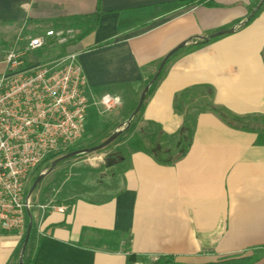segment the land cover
Segmentation results:
<instances>
[{"label": "crops", "instance_id": "obj_1", "mask_svg": "<svg viewBox=\"0 0 264 264\" xmlns=\"http://www.w3.org/2000/svg\"><path fill=\"white\" fill-rule=\"evenodd\" d=\"M250 8V0H0V38L18 40L45 14L93 24L98 15L75 49L91 95L88 120L102 95L120 97L128 113L169 52L237 25ZM195 86L212 87L214 105L250 128L264 119V8L233 34L171 59L136 118L135 140L177 135L186 115L175 112V98ZM189 116L192 144L179 161L159 163L132 148L110 168V182L95 177L109 169L76 163L84 167L69 172L81 180L69 185L66 202L39 191L24 264H128L129 253L211 264L254 250L263 251L257 264H264V146L257 131L208 110ZM22 247L18 237L0 236V264H19Z\"/></svg>", "mask_w": 264, "mask_h": 264}, {"label": "built area", "instance_id": "obj_2", "mask_svg": "<svg viewBox=\"0 0 264 264\" xmlns=\"http://www.w3.org/2000/svg\"><path fill=\"white\" fill-rule=\"evenodd\" d=\"M72 30L51 29L19 41L23 46L0 62V236L25 238L34 203L27 189L51 158L74 151L82 140L89 108L88 82L76 52L30 61L29 53L73 41ZM107 97V99H106ZM102 95L96 106L122 105Z\"/></svg>", "mask_w": 264, "mask_h": 264}, {"label": "rangeland", "instance_id": "obj_3", "mask_svg": "<svg viewBox=\"0 0 264 264\" xmlns=\"http://www.w3.org/2000/svg\"><path fill=\"white\" fill-rule=\"evenodd\" d=\"M62 15L63 17L60 16L61 18H66L68 16L67 14ZM45 17L53 18V16L49 14H45ZM48 18L42 19L38 27L32 28L30 32H28L27 36H20L18 40L5 41V39L0 38V61H3L5 59L8 52L23 46V44H21V42L19 41H28L30 37L41 35L51 29L72 30L74 32V38L71 40L73 41V43H71L69 47L65 49L64 47H59L55 49H46L31 52L29 53L30 61H44L53 54L75 52L78 44L77 40L94 26L93 21L78 23L72 19H65L63 20V22H59L57 20H48ZM3 33L4 31L0 29V36H3ZM136 107L137 106L134 105V109L132 108L130 111H128V113L126 109H124L125 107L122 105L110 111H104L100 109L99 113H97V120L88 119L86 122L85 134L83 135L82 140L74 148L75 151L92 149L107 141L115 132L123 131V133L105 149L89 154H83L63 161L59 163L52 172H48L52 163L54 162L51 161L50 165L47 168L45 167L44 173H48L43 177V179L33 192L31 197L32 200H35L37 193L42 190L44 191L45 197L49 198L53 196L54 198L57 197L55 198L56 201L58 199L61 202H66L68 198L69 185H73L75 177L77 181H79L78 179H80V177L82 176H77L76 174L75 176L73 173L69 172L70 167H72L76 163L87 165L86 167H90L89 164L92 163L93 165H96L97 168L101 167L102 171H105V169H109L108 172H106V176L95 175V177L110 182V178L116 175V170H110V168L116 166L117 162L121 160L123 156L128 155V153L132 150L131 143L137 138L138 122L136 118L138 117V115L132 120L131 125L127 127V121ZM251 127H254L258 130H264V119L258 118L254 122H251ZM100 158L102 159L101 163L97 161ZM112 159H116V162L112 163ZM108 162H111V165H108ZM75 167L81 168L84 166L77 165ZM36 176L38 177V173L34 175V180L30 182L27 193L30 192L32 186L34 185L37 179ZM33 236L34 232H32L31 234L32 238Z\"/></svg>", "mask_w": 264, "mask_h": 264}, {"label": "trees", "instance_id": "obj_4", "mask_svg": "<svg viewBox=\"0 0 264 264\" xmlns=\"http://www.w3.org/2000/svg\"><path fill=\"white\" fill-rule=\"evenodd\" d=\"M261 0H250L251 3V8L249 10V15L251 12L255 9V7L260 3ZM264 4L261 7V9L245 24L249 25L251 22L254 21V19L258 16V14L263 10ZM248 15V16H249ZM97 18L98 15L94 17V26L87 32H85L78 40L77 43L80 42L84 36L92 33L94 29L97 26ZM240 23V22H239ZM238 23V24H239ZM231 28V27H230ZM230 28H224L219 31H224L228 30ZM217 31V32H219ZM28 33L25 32L23 33V36H27ZM220 37H216L210 41H199L196 45H193L191 47L184 48L180 50L179 52L183 50H195L201 46H205L215 40H218ZM179 52L174 54L166 63L161 75L157 79V81L151 86L146 99H148L154 92L158 82L164 75V71L171 61L172 58H174ZM156 74V73H155ZM153 75V77L155 76ZM151 77L149 81L147 82L150 83V81L153 79ZM214 99V89L210 86H195L189 89H186L182 93L176 96L175 98V112L181 114V115H186L185 118V123L175 136H165L161 135V138L158 139L156 142H150V138L147 136L145 140H134L131 143V147L135 150L138 151H146L151 153L153 157L159 162L163 164H173L180 159H182L188 149L191 147L192 144V138H191V124H190V116L189 114L194 111V110H208L219 117H221L226 123L233 127H241L243 129H249L253 132H256L258 135L257 141L259 145L264 146V130H258L254 127H248L244 125L240 119L233 117L231 114H229L227 111L224 109L218 108L214 105L213 103ZM144 105L142 106L141 110L139 113L143 111ZM91 118L89 120H97L98 116L96 113H89ZM90 127V125H89ZM59 158V157H57ZM57 158H51L49 163L45 166L46 168L50 165L51 161H55ZM37 177V176H36ZM32 234V232H31ZM24 239L21 241L24 243ZM263 251L262 250H254L252 255L249 256H244V255H237V256H231L227 257L225 259H222L216 263H211V264H257L263 257ZM128 264H182L177 262L176 258L174 256H150V257H139L135 254H130L128 257Z\"/></svg>", "mask_w": 264, "mask_h": 264}, {"label": "water", "instance_id": "obj_5", "mask_svg": "<svg viewBox=\"0 0 264 264\" xmlns=\"http://www.w3.org/2000/svg\"><path fill=\"white\" fill-rule=\"evenodd\" d=\"M264 4V0H261L260 3L255 7V9L251 12V14L245 19L243 20L242 22H240L239 24L233 26L231 29H228V30H224V31H219V32H216V33H213L211 34L210 36L208 37H200V40L201 41H210L216 37H220V36H224V35H228V34H233L237 28L239 27H242V26H245V24L261 9V7L263 6ZM187 43H182L180 44L179 46H177L176 48H174L171 52H169L164 58L163 60L161 61L157 71H156V74L155 76L153 77V79L150 81V83H148L146 85V87L144 88L143 92L141 93V96L139 98V101H138V104H137V107L136 109L134 110V112L132 113V115L130 116V118L128 119L127 121V127H129L131 125V122L132 120L139 114L142 106L144 105L145 103V100H146V97H147V94L151 88V86L157 81V79L159 78V76L161 75L167 61L174 55L176 54L177 52H179L180 50H182L183 48H185ZM123 133V131H118V132H115L107 141H105L104 143L98 145L97 147H94L92 149H85V150H78V151H73L67 155H64L63 157L55 160L49 171L48 172H52L53 169L61 162L63 161H66V160H69L71 158H74V157H77V156H80V155H83V154H89V153H92V152H97V151H100V150H103L105 149L106 147H108L110 144H112L121 134ZM113 162H116V159H112V163ZM108 165H111V162H108ZM47 172V173H48ZM47 173H44V174H41L37 177L34 185L32 186L31 190H30V193H29V196H31L33 194V192L35 191V189L37 188L38 184L41 182V180L43 179V177L47 174ZM32 227H33V219H32V214L29 212V224H28V229H27V233H26V236H25V239H24V243H23V247H22V251H21V256H20V260H19V264H24V255H25V252H26V249H27V245H28V242H29V239H30V236H31V232H32Z\"/></svg>", "mask_w": 264, "mask_h": 264}, {"label": "clouds", "instance_id": "obj_6", "mask_svg": "<svg viewBox=\"0 0 264 264\" xmlns=\"http://www.w3.org/2000/svg\"><path fill=\"white\" fill-rule=\"evenodd\" d=\"M106 99H107V97H106ZM116 100H117V102H119L120 101V97H116Z\"/></svg>", "mask_w": 264, "mask_h": 264}]
</instances>
